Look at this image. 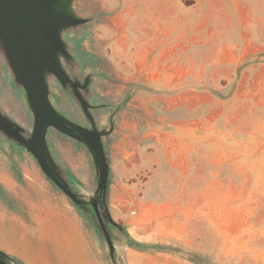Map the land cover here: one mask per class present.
Wrapping results in <instances>:
<instances>
[{"label": "rangeland", "instance_id": "obj_1", "mask_svg": "<svg viewBox=\"0 0 264 264\" xmlns=\"http://www.w3.org/2000/svg\"><path fill=\"white\" fill-rule=\"evenodd\" d=\"M211 1L198 7L194 35L153 46L109 35L113 14L104 6H50L75 23L58 28L59 50L40 30V48L81 99L43 66L48 97L100 135L108 181L103 202L88 148L49 127L50 156L74 201L25 144L0 131L3 181L21 200L47 197V244L68 247L51 225L53 209L80 229L85 254L47 264H264V0ZM0 116L33 144L34 113L1 33ZM94 203L113 221L106 216L112 250ZM0 260L19 261L3 252Z\"/></svg>", "mask_w": 264, "mask_h": 264}, {"label": "water", "instance_id": "obj_2", "mask_svg": "<svg viewBox=\"0 0 264 264\" xmlns=\"http://www.w3.org/2000/svg\"><path fill=\"white\" fill-rule=\"evenodd\" d=\"M56 0H0V33L5 40V46L11 64L19 83L25 90L34 113L35 129L33 144L28 145L18 130L0 116V131L16 139L28 148L36 157L49 178L72 200L75 195L62 182L50 156L46 135L49 127L83 144L92 154L100 171L98 190L102 192L103 202L107 191L108 166L100 135L91 133L59 114L52 106L43 79L42 68L45 66L63 83L68 85L81 99L80 86L74 84L61 69L55 59L41 50L40 30L49 39L55 49H60L58 28L73 25L69 17L56 14L50 6ZM100 228L110 249L113 242L101 215L99 205H92ZM106 216L113 224L108 208ZM0 264H7L0 260Z\"/></svg>", "mask_w": 264, "mask_h": 264}, {"label": "crops", "instance_id": "obj_3", "mask_svg": "<svg viewBox=\"0 0 264 264\" xmlns=\"http://www.w3.org/2000/svg\"><path fill=\"white\" fill-rule=\"evenodd\" d=\"M77 3L104 6L112 13L109 35L135 38V46L143 42L153 46L159 38L194 35L199 6L211 0H76ZM224 6L227 0H220ZM144 38V39H142ZM150 39V41H149ZM117 45H120L119 43ZM18 197L16 201L10 198ZM18 203V204H16ZM22 204V206H21ZM51 225L59 226L68 247L61 241L47 244V197L21 200L19 194L0 176V253L8 254L24 264H47L53 255L71 259L85 254L83 240L74 217L52 210ZM66 253V257L62 256Z\"/></svg>", "mask_w": 264, "mask_h": 264}, {"label": "flooded vegetation", "instance_id": "obj_4", "mask_svg": "<svg viewBox=\"0 0 264 264\" xmlns=\"http://www.w3.org/2000/svg\"><path fill=\"white\" fill-rule=\"evenodd\" d=\"M100 207V212H101V215L103 217V220L105 222V225L107 227V229L109 228L110 224L107 222V219H106V211H105V208L102 207L101 205L99 206Z\"/></svg>", "mask_w": 264, "mask_h": 264}, {"label": "trees", "instance_id": "obj_5", "mask_svg": "<svg viewBox=\"0 0 264 264\" xmlns=\"http://www.w3.org/2000/svg\"><path fill=\"white\" fill-rule=\"evenodd\" d=\"M133 248H135V249H143V248H139V246H136V245H131ZM18 262V264H24V263H22L21 261H17Z\"/></svg>", "mask_w": 264, "mask_h": 264}]
</instances>
